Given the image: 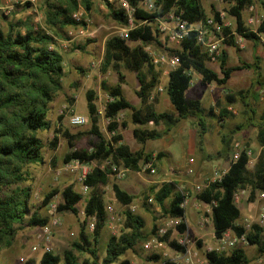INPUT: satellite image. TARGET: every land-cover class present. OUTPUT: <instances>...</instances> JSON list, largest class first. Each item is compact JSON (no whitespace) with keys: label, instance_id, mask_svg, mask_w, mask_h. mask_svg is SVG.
Listing matches in <instances>:
<instances>
[{"label":"trees","instance_id":"1","mask_svg":"<svg viewBox=\"0 0 264 264\" xmlns=\"http://www.w3.org/2000/svg\"><path fill=\"white\" fill-rule=\"evenodd\" d=\"M106 1L110 16L124 26L129 25L128 12L122 6H115L114 3ZM127 1L135 8L133 17L137 25L130 28L126 36L113 35L106 40L102 66L104 72L110 65H113L118 72L116 85L108 84L105 79L101 81V88L112 98L106 104L105 116L110 119L108 129L114 132V135L111 140H107L99 133L97 94L93 89L88 90L87 107L92 122L88 133L97 134L98 140L91 148L77 147L76 140L85 133H71L67 129L62 131L71 148L65 156L66 163L74 159L86 163L109 159L116 163L122 161L124 166L132 171H139L141 164L151 161L154 163L164 157L165 151H159L155 155L145 150L132 151L130 146L123 142V135L115 133L119 125L115 118L121 111L127 109L131 110V119L135 124L166 125L165 129L161 130L156 127L134 128L133 135L141 143L162 138L182 120L196 118L200 128L197 144L202 151L204 135L207 132V116L224 120L233 115L228 106L240 100L249 114L247 119L249 124H253L251 120L257 112L254 105L247 101V98L252 97L247 96L251 95L257 100L259 93L255 88L264 86L260 71L261 57L256 54L252 61H241L236 66H230L227 62V52L223 51L220 57V71L217 72L208 65L210 57L198 42L199 31L196 28L188 32L178 48L167 49L171 56H177L180 61L179 65L170 71L166 86V92L175 112L157 110V97H154V92H157L161 82V70L150 62V55L144 46L156 43L162 47L163 44L158 38L159 30H155L152 23L174 13L187 21L188 26H192L196 22L207 21L206 10L201 0H151L152 10L141 6L144 0ZM252 2L253 0H232L229 13L235 16L236 31L245 39L257 43L260 41L259 33H264V23L259 27L257 34L246 28L243 14L244 9ZM27 4L31 7L30 2ZM80 7L87 12L91 11L93 0H46L44 11L48 28L37 29L32 24L20 21L19 24L11 23L8 31L0 29V244L2 241L7 245L11 244L16 233V224L23 225L27 221L32 226H46L50 221L48 216H43L37 210L31 212L30 187L23 185L27 179L25 168L29 164H39L44 161L45 145L37 132L51 128L52 124L48 117L50 104L54 101L56 92L62 88L66 73L64 56L58 49L51 48V45L57 44V40L49 30H55L56 34L61 35L59 31L67 26H86V21L74 17ZM213 17L215 21L223 23L220 12L215 10ZM139 22L143 24H138ZM22 25L25 27L24 32L20 30ZM223 30L226 35L231 32L227 26ZM130 41L140 44L132 46ZM224 42L237 47L232 36L226 38ZM77 48L85 49L83 46ZM120 64L136 73L140 85L136 91L141 101L139 107L132 104L125 96L123 89L125 75L120 71ZM242 69L254 70L256 80L246 90L227 93L224 103L217 101L214 106L206 108L200 100H190L186 97V92L192 83V71L201 75L204 85L216 83L219 86H226L233 72ZM121 124L123 127L128 126L126 121ZM255 125L258 128L257 138L261 153L254 166L249 167L248 148L242 150L238 159L234 160L230 157L231 139L224 136L223 148L216 154H207L205 159H230V166L221 179L211 182L198 192L197 198L211 205L216 238L222 239L229 230H232L236 237H244L250 245L256 246L260 256H264V228L254 223L248 230L238 224L242 211L235 199V194L243 189H250L251 201L254 200L257 192L264 193V115ZM55 132L57 133L50 141L53 149L58 145L57 134L61 130ZM109 171L110 168L104 171L96 166L88 172L84 180L90 188V195L84 207L85 215L87 219L96 218L93 235L83 227L79 239L73 241L70 250H66L62 256L54 252H45L40 264H132L130 259L124 258L125 254L129 250H135L139 242L148 238V234L145 233L143 217L129 209L125 212L124 231L120 235L109 237L106 254L102 259L99 257V238L108 219L104 186L109 184ZM112 187L120 203L128 206L134 202L136 196L128 193L119 183L114 182ZM6 189L8 192L5 191ZM150 192L154 194L153 198L163 210L164 216L185 219L186 208L182 206L185 195L178 190L175 181L154 185ZM59 193L62 201L58 203V212L78 215V205L84 197L80 191L70 185L63 189L54 188L46 193L43 205H49ZM177 227L184 232L186 223L182 222ZM158 229L155 225L152 231L154 236H159ZM169 237L170 232H167L159 236V239L169 242L175 249L185 251L184 246L176 241L170 242ZM74 251L87 253L90 258L81 260ZM206 257L210 264H251L242 247L233 249L230 254L219 253L217 250L207 251ZM150 258L160 260L161 256L153 255ZM163 262L179 264L169 259Z\"/></svg>","mask_w":264,"mask_h":264},{"label":"rangeland","instance_id":"2","mask_svg":"<svg viewBox=\"0 0 264 264\" xmlns=\"http://www.w3.org/2000/svg\"><path fill=\"white\" fill-rule=\"evenodd\" d=\"M108 1L114 3L115 6L120 5V0ZM27 2L31 3V7L28 6ZM201 3L206 10V19L213 17L216 10L224 15L223 19L226 23H230L229 28L231 31L236 29L235 16L229 13L232 0H201ZM258 3L263 11L264 5L261 2ZM45 4L46 0H0V29L8 31L11 23L19 24L20 21L32 24L37 29L48 28L44 11ZM141 5L145 7L143 2ZM244 16H246V13H244ZM74 17L83 19L87 22V25L67 26L62 31H59L61 35L56 34L55 30H49V33L54 35L57 40V44L51 45V48L58 49L64 56L66 73L62 81V88L56 92L54 101L50 104L48 117L52 124L51 128L37 132L45 145L43 149L44 161L39 164L34 163L26 166L27 179L23 183L25 187H30L29 205L31 212L39 211L43 216L49 217V222L52 220L50 205L52 203L58 205L62 201V196L60 193L57 194L49 205L44 206L43 200L46 193L54 188L63 189L69 185L77 191H82V183L79 180L82 175L81 170L72 171L68 168L69 164L75 159L68 163L64 160L71 148L62 131L67 129L71 133H85L80 139L76 140L77 147L91 148L98 140L97 134L88 133L92 127V122L87 107L86 94L88 90L93 89L97 94L98 131L104 138L111 140L114 132L108 129L110 119L105 116V107L112 98L101 88V81L105 79L108 84L116 85L118 72L113 65H110L106 72L102 70L105 42L113 35L126 36L130 27L137 25L134 17L132 25L129 24L127 26L114 20L109 14L106 0H93L91 11L87 12L83 7H80ZM161 22L166 23L171 29L175 28L176 23L173 19L167 17L158 19L152 25L155 30H159L158 38L163 46L159 47L156 43H153L145 45L144 48L150 55V62L161 70V82L157 92H154V97H157L156 108L161 112H175V108L166 92L169 73L173 68L169 64H155L153 59L154 57L162 56L172 57L167 49L178 48L179 44L172 42L167 31L161 30ZM205 23V20H202L190 27L201 29ZM138 24L143 23L139 22ZM20 30L24 32L25 27L22 25ZM129 43L132 46L140 44L132 41ZM78 46H83L85 49H79L77 48ZM220 48L222 52H227L229 48L230 63L228 65L234 66L240 64L241 61H252L254 59V57L250 59L252 55L248 46L240 53L241 46L238 43L237 47H235L223 41ZM262 48H264V42L258 41L254 46V50L258 51L257 55H260ZM208 63L211 68L220 71V60L216 62L209 61ZM119 68L125 75V83L123 84L125 96L132 104L139 107L141 101L136 91L140 85L136 73L128 70L123 64H120ZM192 76V83L186 92V97L190 99L199 97L205 107L209 106V97H226L227 92H221L220 90L223 86H219L216 83L211 86L204 85L201 75L196 71H192ZM235 78L237 79H232L225 86L226 89L232 90H228V93L246 90L256 80V77L251 76L250 72L246 70L235 73ZM160 87H162V90ZM261 88H264V86H261ZM261 88L258 86L255 89L259 92ZM247 97L253 96L248 95ZM250 102L254 105L257 112L253 120H251L253 124H249L247 120L249 119V114L240 100L232 104L233 110H236V113L232 110V116H228L221 121L213 116L206 117L207 132L204 135L203 151L199 149L197 144L200 128L196 118L190 117L182 120L162 138L141 143L135 139L133 130L136 127L148 128L149 126L133 123L131 110L129 109L123 110L117 115L115 119L119 125L115 133L123 135V142L128 144L132 151L145 150L148 153L165 151L166 155L153 163L152 167L155 168V172L151 171L147 163H143L139 171L130 169L124 179H117L109 175V184L104 186L105 200L108 206V219L99 238L98 250L100 259L106 254V245L109 237L111 235H120L124 231L125 212L128 209L131 210V205H135L134 213L143 217L145 233L148 234V238L139 242L135 250H129L125 254L124 258L130 259L132 264H164L163 260L165 259L184 264V255L188 249L195 255L194 259L195 261L198 260L199 264H210L206 257L207 251L217 250L219 253L230 254L237 247L244 248L251 260V264H264V256L258 254L256 246L250 245L245 239L237 238L232 230H229L223 239L215 237L211 205L197 198L198 191L196 189L198 184H204L206 179L215 171L224 173L228 170L230 159H205L207 154H216L223 148L224 136L231 139L230 157H233L236 152L235 144L240 143L243 149L253 150L254 162L249 167L252 168L254 166L256 159L261 153V146L257 138L258 128L255 124H258L260 117L264 115V100L251 98ZM77 113L88 117V123L83 126L72 125L70 117ZM123 121L128 123L127 127L122 126L121 123ZM165 127V124H160L156 128L161 130L165 129ZM58 130H61L57 134L58 145L53 149L50 146V141L53 140L54 135L57 133L55 131ZM191 159L195 162L192 163ZM102 163L103 161L89 162L88 168L92 169ZM117 164L120 168L124 167L122 163ZM190 169L193 172H189ZM167 181H175L178 190L182 191L187 198V220L186 217L181 219V223H186L184 232L179 230L175 222H170L172 218L164 216L163 210L153 198L154 194L150 192L152 186L161 185ZM114 182L119 183L128 193L135 195L134 202L128 206L120 203L114 194L112 187ZM245 190L246 193L237 202L242 211L237 223L248 230L254 223H258L264 228V218L260 216L262 211L264 212V196L261 192H257L254 200L251 201L250 189ZM5 191L8 192L7 189ZM89 195V192L83 194L84 198L78 205V215L71 212H59L61 223L51 227L52 240L47 245L43 244V240L39 236L41 234V226L29 225L27 221L23 225L16 224L17 229L11 244L7 245L5 241L0 244V264H40L45 252H54L62 256L66 250H70L73 241L79 239V234L83 227L90 235H93V228L90 226L92 218L87 219L84 211ZM151 197L153 200H150ZM191 198H194L192 206L196 211L195 216L188 209ZM26 219H28V216ZM155 225L157 228L165 229L166 233L170 232L169 241H176L186 248L185 251L175 249L169 242L158 239L159 236H163L166 233L154 236L152 231ZM156 238L158 241H162L159 247L154 246ZM35 247L37 248L34 249ZM74 253L81 260L90 258L87 253L77 251H74ZM153 255H160L161 259H151L150 257Z\"/></svg>","mask_w":264,"mask_h":264},{"label":"built area","instance_id":"3","mask_svg":"<svg viewBox=\"0 0 264 264\" xmlns=\"http://www.w3.org/2000/svg\"><path fill=\"white\" fill-rule=\"evenodd\" d=\"M258 2H261L264 4V0H253L252 4L244 9L243 14L246 13V16H244L245 26L251 31H254L258 34V29L261 26L262 23H264V10L262 11L260 8V4ZM143 3L145 4V9L152 10L153 8V2L151 0H144ZM120 6H122L129 14V24L132 25V19H133V13L135 11V8L130 5V3L127 0H120ZM142 6V5H141ZM223 14L221 13V19L223 23H219L215 21L214 17H209L203 26V28L198 29V42L202 44V46L205 48V50L208 52L210 61L216 62L220 60L222 51H221V43L228 38L229 36H232L236 39V42L243 46L245 43V38L239 34L236 29H233L229 34L224 33V27H230V23H226L223 19ZM167 18H171L174 20L175 28L171 29L169 28L166 23L161 22V30L167 31L169 33V37L172 40V42L180 44L182 39L188 34V32L192 29L190 26H188L187 21L182 19L179 15H175L174 13H170L166 16ZM162 19V18H161ZM131 26L130 28H132ZM260 41L264 42V33H259ZM155 64H169L171 68H176L180 61L177 56H172L170 58L166 56L162 57H154ZM162 90V87H160ZM262 99H264V90L261 91ZM70 122L72 125L76 126H83L88 123V117H86L83 114H73L70 117ZM235 150L236 152L233 154V159L236 160L239 158L240 153L242 152L243 148L241 147L240 143L235 144ZM249 156V165H251L254 162L253 157V150L248 149L247 151ZM94 162V161H93ZM123 164V162L121 161ZM88 164L86 162H81L78 159H75L71 164H69L68 168L72 171H77L78 169L81 170L82 175L79 177V180L82 183V194H86L90 191V188L88 185L84 183V180L86 179V176L88 172L91 170L88 168ZM124 165V164H123ZM147 166L151 168V171L154 172L153 169V161L148 162ZM97 167L101 168L102 170L106 171L107 168H110L111 171H109V175L116 177L117 179H124L127 175V172L130 171L129 168L124 166L123 168H120L116 162H113L111 160H105L101 165H97ZM189 172H193L192 169L189 170ZM224 173H220L218 171H215L210 177L206 179V182L204 184H198L196 189L198 192L202 191L208 184H210L213 181L219 180L223 177ZM246 193V190L243 189L235 194V199L237 202H239L242 198V196ZM264 196V193H261ZM150 200H153L151 197ZM186 208L187 206V198L185 196V200L182 204ZM50 214L52 216L51 222H49L46 226H41V234L39 235L42 240L43 244L47 245L52 240V226H57L61 223V218L58 212V205L56 203H52L50 205ZM135 205H131L130 209L134 212ZM261 217L264 218V212L262 211ZM175 219V221H174ZM95 217H92V222L90 223L91 228L94 230L95 226ZM171 223L175 222L176 225L181 223V218H172L170 220ZM159 235L166 233V230L163 228H159ZM162 232V233H161ZM238 238V237H237ZM159 239V238H158ZM156 238L155 245L156 247H159L162 243V241H158ZM223 239V238H222ZM241 239V238H239ZM242 239H245L242 237ZM246 240V239H245ZM223 241V240H222ZM183 243V241H181ZM35 247L34 249H36ZM195 255L192 254V252L188 249L186 254L184 255V264H199L198 260L195 261Z\"/></svg>","mask_w":264,"mask_h":264},{"label":"crops","instance_id":"4","mask_svg":"<svg viewBox=\"0 0 264 264\" xmlns=\"http://www.w3.org/2000/svg\"><path fill=\"white\" fill-rule=\"evenodd\" d=\"M255 42H253V41H249V40H247V39H245V43L243 44V46H241V50H240V53H242L243 52V50L248 46L249 48H250V50H251V55H252V57L250 58V59H252L256 54H257V52L254 50V46H255ZM229 49V48H228ZM228 49H227V58H228V60H227V62H228V64L230 63L229 62V53H228ZM256 53V54H255ZM260 57H261V59H262V63H261V73H262V79H264V48H262V50L260 51V55H259ZM249 59V60H250ZM248 61V60H247ZM208 65H209V63H208ZM231 65V64H230ZM237 65V64H236ZM236 65H234V66H236ZM232 66V65H231ZM244 70H246L247 72H250V74H251V76H253V77H256V72L254 71V70H249V69H242V70H236L235 72H233V74H232V76H231V78L229 79V82H228V84L231 82V80L232 79H237V78H235V73H239V72H241V71H244ZM217 71V70H216ZM217 72H219V71H217ZM201 80H202V77H201ZM227 84V85H228ZM212 84H208V86H211ZM221 90V92H227L228 93V90L229 91H232L231 89H226L225 88V86H223L222 87V89H220ZM262 90H264V88H261L260 90H259V95L261 94V91ZM188 98V97H187ZM253 98V97H252ZM188 99H190V98H188ZM195 99H198V100H200V98L199 97H197V98H194V99H192V100H195ZM191 100V99H190ZM250 100H251V98L250 99H247V101L248 102H250ZM258 100H264V99H262V96L260 95V97L258 98ZM201 101V100H200ZM209 106H207L206 108H209V107H211V106H214L215 104H216V102L217 101H222L223 103H224V101H225V97H209ZM202 102V101H201ZM205 107V106H204ZM228 109L229 110H233V106H232V104L231 105H229L228 106ZM218 110V109H217ZM233 112L234 113H236V110H233ZM149 127L148 128H154V126L155 125H153V123H151V124H149L148 125ZM155 127H157V126H155ZM153 151H159V150H153ZM156 153H154V155H155ZM166 155V154H165ZM191 161H193V159H191ZM195 161H193L192 163H194ZM153 169H154V172H155V168L153 167ZM172 169H170V171H171ZM172 172H173V170H172ZM125 189V188H124ZM126 190V189H125ZM194 198H191L190 199V201H191V203H190V205H189V207H188V209H189V212H191V214L192 215H194L195 216V213H196V211H195V209H194V207L192 206V200H193ZM186 213H187V209H186ZM186 220H187V216H186Z\"/></svg>","mask_w":264,"mask_h":264}]
</instances>
